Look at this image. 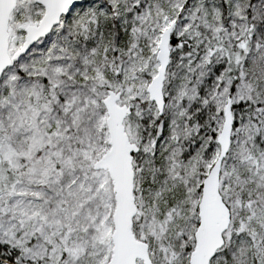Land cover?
<instances>
[{
	"label": "snow or ice",
	"instance_id": "1",
	"mask_svg": "<svg viewBox=\"0 0 264 264\" xmlns=\"http://www.w3.org/2000/svg\"><path fill=\"white\" fill-rule=\"evenodd\" d=\"M0 264H264V0H0Z\"/></svg>",
	"mask_w": 264,
	"mask_h": 264
}]
</instances>
